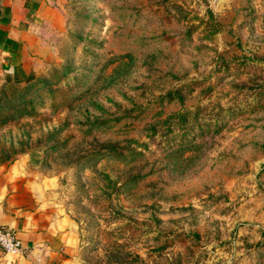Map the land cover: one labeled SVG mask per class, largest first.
Returning <instances> with one entry per match:
<instances>
[{"label": "rangeland", "instance_id": "374dc122", "mask_svg": "<svg viewBox=\"0 0 264 264\" xmlns=\"http://www.w3.org/2000/svg\"><path fill=\"white\" fill-rule=\"evenodd\" d=\"M58 4L0 80V227L43 238L0 264H264V0Z\"/></svg>", "mask_w": 264, "mask_h": 264}, {"label": "crops", "instance_id": "0c3cea01", "mask_svg": "<svg viewBox=\"0 0 264 264\" xmlns=\"http://www.w3.org/2000/svg\"><path fill=\"white\" fill-rule=\"evenodd\" d=\"M60 0H2L0 7V80L23 85L42 71L53 56L55 41L64 30ZM0 218V222H1ZM25 248L42 238L37 233H15ZM43 239V238H42ZM24 259L23 256H15Z\"/></svg>", "mask_w": 264, "mask_h": 264}, {"label": "built area", "instance_id": "2783aa9c", "mask_svg": "<svg viewBox=\"0 0 264 264\" xmlns=\"http://www.w3.org/2000/svg\"><path fill=\"white\" fill-rule=\"evenodd\" d=\"M0 250L9 256H21L25 248L14 233L5 227H0Z\"/></svg>", "mask_w": 264, "mask_h": 264}]
</instances>
